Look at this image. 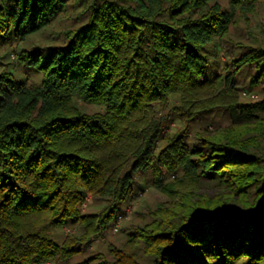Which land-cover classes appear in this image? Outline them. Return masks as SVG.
Returning a JSON list of instances; mask_svg holds the SVG:
<instances>
[{
  "label": "trees",
  "instance_id": "16d2710c",
  "mask_svg": "<svg viewBox=\"0 0 264 264\" xmlns=\"http://www.w3.org/2000/svg\"><path fill=\"white\" fill-rule=\"evenodd\" d=\"M262 2L0 0V45H15L32 80L0 74V264L81 254L146 173L168 202L101 264H141L138 252L147 264H264V100L241 104L236 93L246 68L250 89L264 82V49L235 44L225 75L211 65L235 13ZM169 107L187 123L222 111L229 123L193 142L165 137L158 110ZM205 178L218 193L202 192ZM87 197L105 203L98 214H82ZM69 225L82 233L57 244Z\"/></svg>",
  "mask_w": 264,
  "mask_h": 264
},
{
  "label": "rangeland",
  "instance_id": "374dc122",
  "mask_svg": "<svg viewBox=\"0 0 264 264\" xmlns=\"http://www.w3.org/2000/svg\"><path fill=\"white\" fill-rule=\"evenodd\" d=\"M217 1L219 5L226 8L228 0H213ZM234 24L229 28L228 37L224 40L217 41L218 53L211 59L212 73L216 72L221 75H225L227 70H230V61L235 56L234 46L235 44H241L244 46L260 47L264 49V2L257 5L255 12L251 15L243 16L240 12H236ZM69 23H66L68 25ZM228 40L231 41L228 44ZM32 43L46 44L53 42L50 38H43L41 36L35 37L31 40ZM12 50H16L15 45L4 44L0 45V74L6 72H13L18 80H28V84H31V78L29 75H23L25 70L19 66L14 59ZM236 53V52H235ZM255 76L254 67L246 68L242 73L236 77V87L238 100L241 104H254L258 101L264 100V82L260 83L257 87L250 89L249 83ZM34 80V79H33ZM36 82V81H35ZM251 96H254L252 99ZM175 105V104H172ZM80 109L86 114H92L100 112V108L97 106L89 105L84 102H79ZM173 108L172 106H170ZM167 109H159L158 117L163 118L162 136H171L173 134H180L186 132L188 140L194 141V134L206 129L208 133L213 132L216 128L226 126L229 123L227 113L224 111L214 113L205 121H196L187 123L185 116L177 114ZM181 176L178 173L175 176H167L165 182L173 183L177 178ZM152 177L150 173L139 174L135 176V185L133 187L134 196L131 200L124 203L121 207L122 215L125 209L129 212L126 213V218H122L118 225L117 232H113L112 226L108 227L102 234L94 237L90 240L86 246L82 248L81 254L74 256L67 261H53L48 264H101L103 262H111L112 253L111 250L127 251L130 245V236L136 230L142 229L148 223H151L150 214L155 211L158 204L167 203L168 199L161 192L156 190L152 185ZM202 192L212 196L218 191L215 189L213 183L208 182V178L203 180ZM89 198V202L86 208L82 211L83 215L98 214L105 203L99 201H93ZM86 198V199H87ZM82 233L81 229L76 225H69L62 230L55 231L54 240L57 244H61L66 237H75ZM139 254V262L141 264H147V259ZM235 264H245L240 261Z\"/></svg>",
  "mask_w": 264,
  "mask_h": 264
},
{
  "label": "built area",
  "instance_id": "2783aa9c",
  "mask_svg": "<svg viewBox=\"0 0 264 264\" xmlns=\"http://www.w3.org/2000/svg\"><path fill=\"white\" fill-rule=\"evenodd\" d=\"M251 98L253 99L254 96H251ZM88 202H89V198H87V199L85 200V202L83 203L82 208H81V211H83V210L86 208ZM125 212H126L127 214L129 213V212L127 211V209H125ZM125 212H124L122 215L118 216V217L115 219L114 223H112V228H113V232H114V233L117 232L118 225H119V223L121 222L122 218H123V219L126 218V213H125ZM47 264H48V263H47Z\"/></svg>",
  "mask_w": 264,
  "mask_h": 264
}]
</instances>
